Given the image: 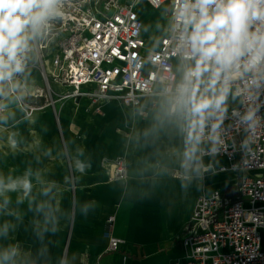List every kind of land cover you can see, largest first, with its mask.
Instances as JSON below:
<instances>
[{"label":"clouds","instance_id":"1","mask_svg":"<svg viewBox=\"0 0 264 264\" xmlns=\"http://www.w3.org/2000/svg\"><path fill=\"white\" fill-rule=\"evenodd\" d=\"M164 12L166 23L144 25L150 44L136 69L148 71L152 87L145 86L148 98L137 114L147 109L151 120L136 137L138 142L143 138L144 146L161 132L176 138L180 167L191 180L206 170L205 149L212 154L221 150L230 104L240 106L232 109L231 119L249 133L242 150L249 149L250 137L264 121V0H169ZM63 15V0H0V132L16 120L39 63V45ZM23 119L36 122L32 112H25ZM8 145L14 151L18 141L10 137ZM51 154V147L44 149L45 156ZM72 162L81 174L91 167L82 147L75 149ZM57 187L42 169L30 165L20 174L0 171V216L22 221L17 210L26 204L39 245L22 249L9 242L16 224L4 220L0 264H73L75 256L54 258L45 243L67 214L56 202ZM78 210L87 218L95 202L85 201Z\"/></svg>","mask_w":264,"mask_h":264},{"label":"crops","instance_id":"2","mask_svg":"<svg viewBox=\"0 0 264 264\" xmlns=\"http://www.w3.org/2000/svg\"><path fill=\"white\" fill-rule=\"evenodd\" d=\"M36 70L32 71L35 80ZM84 99L89 100L85 107L91 108L84 116L62 115L58 120L48 110L44 118L38 117L36 111L38 119L29 124L25 119L18 120L19 108L16 120L0 132V171L20 174L30 165L42 169L46 178L57 182L56 202L67 214L60 220L59 231L45 237L53 257L75 256L73 264H186L181 241L190 233L186 227L196 199L215 189L233 194L238 175L217 172L211 180V171H203L202 176L187 180L180 167L181 145L176 138L161 132L149 146H144L142 137L138 142L136 134L151 120L147 109L146 116H142L118 99L124 110L120 106L111 108L103 100L100 103L103 114L96 115L89 98L81 97L82 104L78 106H84ZM73 100L66 103L71 112L76 107ZM122 111L126 120L111 117L113 112ZM10 137L18 141L14 151L8 145ZM48 147L52 148L51 156L44 155ZM81 147L85 158L91 161V167L83 174L74 171L72 162L75 149ZM118 155L127 158L129 178L109 180L101 169L102 159ZM202 160L204 165L221 162L216 158ZM222 177L229 178L218 180ZM184 184L186 188L182 187ZM85 201L95 202V210L87 218L78 210ZM17 211L22 221L0 216V224L12 218L16 228L11 231L14 238L9 242L34 250L39 245L32 230L33 214L27 211L26 204ZM109 216L114 217L111 223L106 221ZM105 230L124 240L118 250H109Z\"/></svg>","mask_w":264,"mask_h":264},{"label":"built area","instance_id":"3","mask_svg":"<svg viewBox=\"0 0 264 264\" xmlns=\"http://www.w3.org/2000/svg\"><path fill=\"white\" fill-rule=\"evenodd\" d=\"M140 1L63 0V17L39 45L41 59L40 52L55 39L58 50L52 57V65L56 75L71 87L69 96L74 100L89 98L97 113L105 98L116 97L135 111L148 98L145 86L152 87L148 71L136 69L147 49L144 22L137 9ZM142 1L155 9L169 3V0ZM233 108L240 106L229 105L221 150L212 154L205 149L202 158L221 160L218 164L204 165L205 171L234 173L238 181L233 194L215 189L196 199L186 227L190 233L181 241L186 264H264V121L250 137L249 149L242 150L241 144L249 133L237 128L231 119ZM261 113L264 114V108ZM142 116H146L145 111ZM101 169L109 180L129 178L125 155L104 157ZM113 220L109 216L106 221ZM104 234L109 250H118L124 242L110 230Z\"/></svg>","mask_w":264,"mask_h":264},{"label":"rangeland","instance_id":"4","mask_svg":"<svg viewBox=\"0 0 264 264\" xmlns=\"http://www.w3.org/2000/svg\"><path fill=\"white\" fill-rule=\"evenodd\" d=\"M137 9L141 13L140 17H141L142 21L144 22V25H147L145 22L148 19H150L153 24H155L158 20L162 24L166 23L167 16L164 12L165 6L159 8V9H154L148 3H145L144 1L141 0L139 2ZM147 11L151 14V16L147 15V13H146ZM147 23H148V21H147ZM143 34L147 40V47H148L150 44V39H149V34L144 32V26H143ZM54 40L49 43L48 48H46L40 52L42 55V58L39 59V63L36 64L34 67L37 69L36 70V72H37L36 80H35V77H33V79H31L29 81V85H28V87L34 86L35 88L30 89V87H29V92L26 95L23 103L19 107L20 111H19V115H18L19 116L18 120L23 119L24 113L28 112V109L30 112H32L34 114L36 111L39 112L37 116L40 118H44L45 112H47L46 110H48L49 112H52L53 117L57 118L58 120H61L62 115L63 116L66 115L67 117L84 116L86 114V112L90 113V111H91L90 107H87V108L85 107V105L88 106L87 104H89V100L84 99V101H83L84 106L79 107L78 104L81 103V101H80V98H78L77 100H73V103L76 107H75L74 111L71 112L70 107L67 105V104H69V103H67V101L69 99H74L71 96H69L71 94V88L70 87L66 88V85H67L66 83H63V85H62L60 81L55 80L56 77H53V76L48 74V72H47L48 71L47 70L48 69V60H50L52 62V56L54 55V51L56 52L58 50V44ZM54 48H55V50H54ZM54 87L59 89L60 91H57V89H55ZM104 100H106L105 102H107L106 103L107 106H109L111 108L113 107L112 106V104H113L112 98H110V99L108 98V99H104ZM89 106H91V105H89ZM78 108H79V111H77ZM119 109L124 110V108L122 106H120ZM98 113L102 115L103 111L101 110ZM98 113L95 112L94 114L97 115ZM38 117H37V119H38ZM126 119H127V115H126ZM38 132H39V134H41V131H38ZM101 137H102V135H101ZM217 175L218 174L211 171L209 174V177L211 180H213ZM224 178L227 179L229 177H222L218 180H221ZM234 178L236 179V177H234Z\"/></svg>","mask_w":264,"mask_h":264},{"label":"bare ground","instance_id":"5","mask_svg":"<svg viewBox=\"0 0 264 264\" xmlns=\"http://www.w3.org/2000/svg\"><path fill=\"white\" fill-rule=\"evenodd\" d=\"M145 3H147V2H145ZM149 4V3H148ZM150 5V4H149ZM151 6V5H150ZM152 7V6H151ZM153 8V7H152ZM155 9V8H154ZM147 13V15L148 16H151V14L147 11L146 12ZM147 20V19H146ZM147 21H148V23H147ZM145 23L148 25H151V24H153L152 23V21L150 20V19H148ZM53 41V40H52ZM51 42V41H50ZM49 42V43H50ZM49 43L46 45V48H48V46H49ZM53 45V44H52ZM51 45V46H52ZM53 49V48H52ZM57 49V48H56ZM54 50H55V48H54ZM55 52V51H54ZM48 58V57H47ZM48 62H49V64H48V74L49 75H51V76H53V77H56L55 78V80L56 81H60L61 82V84L63 85V83H65V80L63 79V78H59L56 74H57V72H56V70H55V68L53 67V65H52V63H51V61L50 60H48ZM46 70V69H45ZM66 87H67V85H66ZM70 87V86H69ZM105 99H108V98H105ZM110 99V98H109ZM70 100H73V99H69L68 101H67V103H69L70 102ZM113 108L114 107H118L119 105H120V102L117 100V98L116 97H114L113 98ZM107 103V102H106ZM31 108V107H30ZM27 111V110H26ZM28 112H30L29 111V109H28ZM111 117H115L116 119H119V120H125L126 119V114L125 113H123V111L122 112H113L112 113V115H111ZM220 186V185H219ZM184 214V213H183ZM5 220H7V219H5ZM9 220V219H8ZM10 221H12V218L10 219ZM11 233V232H10ZM10 238H14V237H12V235L10 234ZM12 241V240H11ZM172 251V250H171ZM174 252H175V250H174ZM173 252V253H174ZM163 253V252H162ZM168 254H170V253H168ZM171 259V258H170ZM185 260V259H184ZM168 261V260H167ZM173 262H174V260H173Z\"/></svg>","mask_w":264,"mask_h":264}]
</instances>
